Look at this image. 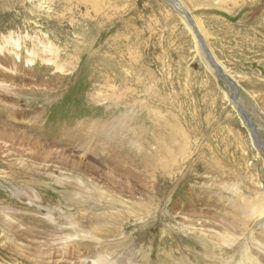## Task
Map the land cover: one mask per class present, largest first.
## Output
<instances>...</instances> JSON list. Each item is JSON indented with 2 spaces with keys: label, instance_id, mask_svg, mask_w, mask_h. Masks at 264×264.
Listing matches in <instances>:
<instances>
[{
  "label": "rangeland",
  "instance_id": "rangeland-1",
  "mask_svg": "<svg viewBox=\"0 0 264 264\" xmlns=\"http://www.w3.org/2000/svg\"><path fill=\"white\" fill-rule=\"evenodd\" d=\"M106 1L105 23L130 21L144 42L111 26L91 56L80 30L95 19L93 9L75 0H0V47L2 38L20 44L14 54L0 53V134L7 135L0 141V264H230L227 255L264 264V155L234 106L248 112L264 142V0L237 9L230 0ZM142 43L155 47L152 55ZM203 47L231 77L237 101ZM75 48L82 55L68 61ZM51 50L49 65L37 57ZM145 55L150 79L126 63ZM116 64L121 82L110 72ZM114 90L118 108L128 111L122 123L145 128L122 144H94L88 126L115 120ZM92 93L102 100L92 102ZM176 124L185 162L179 156L163 175L144 172L132 157L169 146ZM80 126L92 152L75 148ZM93 195L111 207H93ZM243 203L246 215L236 212Z\"/></svg>",
  "mask_w": 264,
  "mask_h": 264
},
{
  "label": "bare ground",
  "instance_id": "bare-ground-1",
  "mask_svg": "<svg viewBox=\"0 0 264 264\" xmlns=\"http://www.w3.org/2000/svg\"><path fill=\"white\" fill-rule=\"evenodd\" d=\"M69 0H67V2H68ZM109 1H112V2H114L115 3V6H116V3H119V0H109ZM203 1H205V2H207L208 0H203ZM231 2V6H234V7H236V9L238 8V7H241V6H243V5H245V6H247V4L248 5H251V4H253V0H230ZM75 2H77L76 4H78V6L80 7V6H82L83 8H85V9H87V8H90V9H93V11H94V13H95V16H94V18L95 19H93V21H92V23H88V28H87V30H85L84 32H82L81 30H80V33H82V36H83V39H84V42H85V44L82 46L83 47V49H84V47H86L87 48V50H89V53H90V55L92 56V55H95L96 53L98 54L99 52H100V49H102V47H98V49H95L96 51H91L90 52V50H92L93 49V47H95L96 45H98V42L99 41H101L103 38H102V35H103V32H104V34H105V29L106 28H109V27H111V26H113V30L115 31V32H117V35H120V32H124V31H127V32H130L131 33V36H132V39L133 40H144V35L142 34V32L140 31L139 32V30H136V29H134V27H133V25L131 24V22L129 21V23L128 22H121V21H119V22H117L115 25H116V27H114L115 25H112V24H108L109 22H106L105 23V17H104V15H100V11L103 9V4L104 3H106L107 1L106 0H75ZM112 6H114V5H112ZM227 6V5H226ZM235 9V8H234ZM86 15V14H85ZM84 14H83V16H85ZM99 15V16H98ZM134 19V18H133ZM132 19V20H133ZM88 20V19H87ZM87 22V21H86ZM193 23V22H192ZM86 25V24H85ZM100 28V29H99ZM112 29V28H111ZM108 29H107V33H108ZM112 31V30H111ZM251 32H250V34L251 35H254L255 36V34L254 33H256L254 30H250ZM106 33V34H107ZM260 34H262V36L264 35V27H262L261 29H260V32H259ZM205 34V33H204ZM98 35L100 36V40L99 41H95L96 40V38L98 37ZM114 35V34H113ZM121 36V35H120ZM123 36V35H122ZM121 36V37H122ZM92 37H94V39H92ZM116 38V37H115ZM117 38H119L120 39V37L119 36H117ZM113 39V38H112ZM128 39V38H127ZM204 39V38H203ZM120 41V40H119ZM141 41V42H142ZM150 41V40H149ZM95 42V43H94ZM116 42H118V41H116ZM137 42V41H136ZM144 42V41H143ZM2 43H3V45L0 47V53L2 52L3 53V51L4 52H6L7 54H14L15 53V51H18V48L20 47V44H19V41L18 40H14V39H10V38H2ZM134 43V42H133ZM94 44V45H93ZM134 44H136V43H134ZM139 44V43H138ZM199 45V44H198ZM116 46V48H117V46H120L119 44H116L115 45ZM139 46V45H138ZM137 46V47H138ZM75 47V46H74ZM140 47H142L143 49H145V52H146V55L147 54H151L152 55V48H155L152 44H146V45H144V43H142V46H140ZM1 48H3L4 50L3 51H1ZM135 48V47H134ZM142 49V50H143ZM200 49V48H199ZM198 49V50H199ZM211 49V48H210ZM86 50V49H85ZM124 50V49H123ZM122 50V51H123ZM52 51V50H51ZM50 51V53H48V55L47 56H43L42 55V53L40 54V55H38L37 57L39 58L40 57V60L42 61V62H44V63H47L48 65L50 64V62H52L51 60H49V58H48V56H51L52 54H57V53H55L54 51H52L51 52ZM79 51H80V49H72V52H73V55H71L70 54V56H69V54L68 55H65V58L67 59L68 58V61H69V59H72L73 60V62H74V60H75V58H77V55H80L81 54V52L79 53ZM83 51V50H82ZM129 51V50H128ZM144 51V50H143ZM200 51H201V49H200ZM75 52L77 53L76 55H74L75 54ZM202 52V51H201ZM1 53V54H2ZM86 53V52H85ZM84 53V54H85ZM127 52L125 51V54H126ZM200 53V52H199ZM204 53V52H203ZM202 53V54H203ZM204 54H206V53H204ZM82 55V54H81ZM88 55V54H87ZM146 55H145V57H143V58H141V59H139L140 61H141V63L140 64H136V61H134L135 59H133L132 57L130 58L129 57V61L128 62H126L127 64H128V66H129V64L131 65L130 66V68H132V71L133 72H136L137 70L138 71H140V69L141 70H143V72L145 73V75L150 79L151 77H153V75H151L150 73H151V71L149 72V67H148V65H149V62H150V60H147L146 59ZM33 56H34V54H33ZM89 56V55H88ZM129 56V55H128ZM142 56V55H141ZM86 57V56H85ZM133 57H134V55H133ZM211 57V56H210ZM213 57V56H212ZM79 58V57H78ZM139 58H140V56H139ZM214 59H215V57H213ZM86 59V58H85ZM125 59V58H124ZM128 59V58H127ZM207 59H209L208 57H207ZM16 60H18V55L16 54ZM100 61V64H102L103 66H106L107 68H109L110 70H111V66L109 65V64H106L105 62H104V60H99ZM209 61V60H208ZM215 61H216V63L217 64H215V62H213V63H211L210 61H209V63L211 64V66H212V68H213V70L215 71V73H216V76H217V78H220V73L221 74H223L224 75V77L225 78H227L229 81H231V77L228 75V74H226V73H224V72H221L222 70H221V68L219 67V63L217 62V59H215ZM33 61L32 60H30V61H28L27 62V65L28 64H31ZM73 62H71V63H73ZM139 62V61H138ZM113 67V66H112ZM118 68H119V64L117 65H115V67H114V69L112 70V71H110L111 72V74L113 75V77H114V79H115V81H117V80H119L120 82H121V80L123 79L122 77H121V73L118 71ZM55 69L58 71H66V70H64V66H63V68H62V66L60 67L59 65H57L56 63H55ZM135 70V71H134ZM220 72V73H219ZM64 75V74H63ZM231 75V74H230ZM146 76H144L145 78H146ZM151 76V77H150ZM224 77H221V79H222V81H224L225 82V84H227V80L224 78ZM235 79V78H234ZM226 80V81H225ZM152 83V82H151ZM229 84V86H230V83H228ZM227 84V85H228ZM104 86V85H103ZM230 88L231 89H233L232 88V86H230ZM90 89V88H89ZM93 91V89H91L90 90V92H92ZM148 91V90H147ZM234 91V90H233ZM117 92H116V90H114L113 92H112V94L113 95H111V97H113V101H116L115 103H114V105L115 106H117L116 108H112V112H114L115 114H114V118H115V120H113V121H111V123L109 124V122H103L102 121V123L103 124H105L107 127H104L103 126V128H99L98 127V125L96 124V123H92L91 125H89L88 127H89V130L91 131V133H93L94 134V137H96V138H98V140H97V142H94V144L95 143H98V144H103V142H106V141H108V142H112V141H114V140H117V141H119V140H121L120 142H121V144L122 143H124V140L125 141H128V140H132V138H135V139H137V137H138V135L139 134H137V131H142L144 128H145V125L144 124H142V123H140L139 125H138V123L139 122H137V121H135L136 123H132L131 121L132 120H130V123H127L126 125L125 124H123L122 123V120H125V118H126V112H128V111H124V110H121V109H119L118 108V105H121V102H118V101H120L121 99H119V98H121V97H117L116 98V94ZM151 94V93H150ZM230 95H231V98L232 99H234L235 100V97L237 98V96H236V93H235V91H234V94L232 93L231 94V92H230ZM88 98L92 101V102H100L101 100H102V98L101 99H99V98H95V93H92V95H91V97L90 96H88ZM240 98V97H239ZM122 99H126V98H122ZM235 101H237V99L235 100ZM234 102V101H233ZM234 106H235V108L238 110V112H239V109H240V111H241V113H242V116L244 117V119L245 120H247L248 122H250V124L249 125H246L245 124V122L243 121V119L240 117V119L242 120V122H244V124H245V126L248 128V130H250L249 129V127L252 129V131H253V133H255V135L257 134V128H256V126H257V123H255V122H253L252 121V119H251V117H250V115L248 114V112L245 110V109H243L242 107H241V104H239V102H236V103H234ZM235 109V110H236ZM110 115H112V113H110ZM145 115V114H144ZM149 115V114H148ZM147 115V116H148ZM109 115H107V117H108ZM153 116V115H152ZM128 117V116H127ZM151 117V116H150ZM154 118V117H153ZM111 119V118H110ZM142 119V118H141ZM152 119V118H151ZM145 121V120H144ZM154 121V120H153ZM148 122V121H147ZM146 123V122H145ZM134 124V125H133ZM110 125V127H112L114 130L113 131H111V129H109V126ZM164 126H165V128L166 129H168V126H169V124H167L166 122H164V124H163ZM176 127H178L176 130L175 129H170V131H171V135H170V137L171 138H173L172 139V141H171V147H170V145L169 146H160L159 148H158V150L157 151H155V154H144L143 155V157H142V155L139 153V155L140 156H133L132 157V159H133V161L134 160H136V159H139L138 160V163H137V165H140V162H141V167L143 168V171L144 172H148V173H151V172H159V173H161L162 175L165 173V172H167L168 170H171L173 167H175L177 164V161L179 160V156H181L182 157V163H184L185 162V160H184V158L188 155V149H187V144H185L186 142L184 141V136H182L181 135V133H182V128H181V126H178L177 124L175 125ZM87 127V126H86ZM85 127V128H86ZM95 127H97V128H95ZM82 130H85L84 128H83V126H80L79 128H77L76 130H74V133H77L78 132V134L76 135V136H74L73 138H75L76 139V141H78L77 142V144L75 145V148H78V150H81V151H89V152H92V148H93V146L91 147L90 145H89V140H88V138H89V131H88V134L87 135H85L84 134V132L82 131ZM65 133V136H71L72 137V135L74 134V133H69L68 131L67 132H64ZM250 133H251V131H250ZM148 135V133H147V131H146V133H145V136H147ZM251 136H252V139H253V142H254V144H255V146H256V142H255V137L252 135V133H251ZM257 136V135H256ZM261 136L259 135V132H258V136H257V138H259V141H261V142H263V139L262 138H260ZM22 138L24 139V138H26V136L24 137V134L22 135ZM6 139H7V135L4 133V134H0V141L1 142H4V141H6ZM27 139V138H26ZM82 139V140H81ZM22 140V139H21ZM25 140V139H24ZM25 142L27 143V140H25ZM148 144H149V142H148ZM157 144V143H156ZM160 144V143H159ZM166 144V143H165ZM262 145H264V142L262 143ZM158 146V145H157ZM173 146V147H172ZM173 148H174V151H173ZM143 158L142 160H144V162H142V161H140L141 159L140 158ZM73 158H74V156H73ZM72 161H74V160H72ZM82 162V161H81ZM83 163V166H88V163H85V162H82ZM134 163V162H133ZM74 166H75V164H74ZM215 167H212V169H214ZM26 171V170H25ZM88 199V201L90 202V203H92V205H93V207H99V208H102V207H104V208H107V206H109V207H111V205H112V203L111 202H107V201H103V200H101L100 198H97V197H94V195L92 196V197H89V198H87ZM118 207V206H117ZM146 209V208H145ZM145 209H143V210H145ZM158 209H159V204L156 206V210H155V213H157V211H158ZM250 211V207H249V205L247 204V203H243L242 205H241V207H240V209H237L236 210V212H238V214H247L248 212ZM248 221H249V219L247 218V219H245V218H243L242 219V222H243V224L244 225H247L248 224ZM238 223V221H236L235 222V225ZM234 230V229H233ZM236 230V229H235ZM209 243H211V242H209ZM209 243H208V241H206L205 239L201 242V246H202V248L204 249V250H209L208 249V247H209ZM225 246V245H224ZM213 247H215V246H213ZM216 250V249H215ZM222 253V252H221ZM220 253V254H221ZM225 256H226V254H225ZM226 259H227V262L228 263H230V264H247V263H245V262H243L244 261V259L243 260H235L236 258L235 257H233V256H226ZM102 262V261H101Z\"/></svg>",
  "mask_w": 264,
  "mask_h": 264
},
{
  "label": "water",
  "instance_id": "water-1",
  "mask_svg": "<svg viewBox=\"0 0 264 264\" xmlns=\"http://www.w3.org/2000/svg\"><path fill=\"white\" fill-rule=\"evenodd\" d=\"M203 50H204V52L206 53L207 57L209 58L208 60H209L211 63H213V61H212V59H211L209 53H207V51H206V49H205L204 47H203ZM219 73H220V72H219ZM219 76H220V78H221V77H224V75L221 74V73H220ZM224 78H225V77H224ZM225 79L227 80L228 83H230V86H232V88H233V90L235 91V93H237V89L234 87V84L231 83L227 78H225ZM226 80H225V81H226ZM239 110H240V109H239ZM240 112H241V111H240ZM241 116H242V113H241ZM242 119H243V121L245 122L246 125H249V124H250V122H248L247 120H245L243 116H242ZM249 129H250L249 131H251L252 135L255 137V142H256V145H257L259 151H261L262 154L264 155V146L261 144V142L259 141V138H257V136L255 135V133H253L252 129H251L250 127H249Z\"/></svg>",
  "mask_w": 264,
  "mask_h": 264
}]
</instances>
